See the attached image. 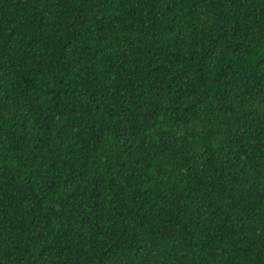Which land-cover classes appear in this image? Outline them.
<instances>
[{
    "label": "trees",
    "instance_id": "16d2710c",
    "mask_svg": "<svg viewBox=\"0 0 264 264\" xmlns=\"http://www.w3.org/2000/svg\"><path fill=\"white\" fill-rule=\"evenodd\" d=\"M0 264H264V0H0Z\"/></svg>",
    "mask_w": 264,
    "mask_h": 264
}]
</instances>
